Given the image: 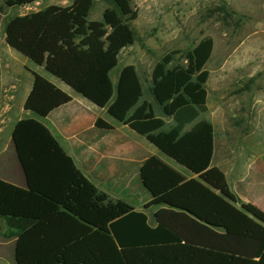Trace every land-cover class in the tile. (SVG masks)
<instances>
[{
  "label": "trees",
  "instance_id": "obj_1",
  "mask_svg": "<svg viewBox=\"0 0 264 264\" xmlns=\"http://www.w3.org/2000/svg\"><path fill=\"white\" fill-rule=\"evenodd\" d=\"M221 2L224 0H220ZM37 0H3L7 9L29 7ZM110 7L101 21H90L94 0H74L67 7L9 20L5 44L95 107L105 109L114 121L144 137L162 155L190 174L204 173L213 160L212 126L198 118L207 112L206 85L213 41L204 37L190 51H175L161 58L151 76L150 94L161 112L142 102V87L133 66L124 67L116 85L111 75L120 53L135 37L129 23L137 14L133 0H107ZM177 58V59H176ZM33 84L23 109L35 119L14 126L12 143L26 188L0 181V223L5 240L17 239L32 226L58 213L76 172L74 161L41 122L71 98L41 76ZM165 119L170 120L166 123ZM95 128L112 127L97 120ZM142 187L151 197L146 206H166L184 213L226 236L259 245L254 259L234 264H264V225L196 180H187L158 158L147 159L139 169ZM125 264H179L180 240L158 226L152 229L142 213H130L108 225Z\"/></svg>",
  "mask_w": 264,
  "mask_h": 264
},
{
  "label": "crops",
  "instance_id": "obj_2",
  "mask_svg": "<svg viewBox=\"0 0 264 264\" xmlns=\"http://www.w3.org/2000/svg\"><path fill=\"white\" fill-rule=\"evenodd\" d=\"M226 1L240 12L237 0ZM3 42L0 54L5 61L0 63V104L8 100L12 104L0 124V181L15 186L11 182L15 177L22 183L15 187L26 188L12 132L19 121L35 119L23 109L32 88V73L71 98L68 105L52 112L44 125L74 161L76 172L58 213L12 240L2 238L6 228L0 223V264H125L108 225L130 213L144 214L150 228L164 227L179 238L181 244L176 254L179 264H234L238 258H255L259 249L255 242L228 237L166 206L146 208L151 197L142 187L139 176V169L147 159L158 158L185 179L200 182L264 225V116L263 113L255 116L259 106L254 103V95L246 94L244 114L236 110L229 118L225 116L223 123L221 115L210 110L209 74L207 112L196 122L204 120L212 126L213 160L204 173L194 176L162 155L144 137L110 118L105 109L75 94L43 67L35 66L10 49L4 39ZM10 61L22 65L21 76L16 71L19 67L10 69ZM127 66L130 65L124 67ZM15 100H18L16 106ZM142 102L151 104L156 116L161 117L151 94L145 99L142 96ZM0 115L2 117L1 112ZM97 120L111 126L112 130H98L95 128ZM218 132L224 133L220 143Z\"/></svg>",
  "mask_w": 264,
  "mask_h": 264
},
{
  "label": "rangeland",
  "instance_id": "obj_3",
  "mask_svg": "<svg viewBox=\"0 0 264 264\" xmlns=\"http://www.w3.org/2000/svg\"><path fill=\"white\" fill-rule=\"evenodd\" d=\"M73 1L37 0L29 7L7 9L0 0V51L4 46V29L9 20L51 6L67 7ZM237 1L240 12L232 9L226 0H133L131 9L137 18L129 23V28L135 41L120 53L118 66L111 75L114 85L122 67L133 66L141 80L145 99L150 94L151 72L162 57L175 51H190L204 37H210L213 50L205 66L210 74V110L220 114L225 123V116L229 118L236 110L244 114L246 94L251 93L254 103L259 106L255 116L258 113L264 116V0ZM109 7L107 0H94L89 20L101 21L102 13ZM4 61L0 54V63ZM10 63V69L19 67L16 71L20 75L22 65ZM220 73L224 76L219 77ZM251 76L252 81L249 80ZM15 77L18 79V76ZM11 104L9 100L0 104V124L1 118L4 120L7 117ZM13 104L18 105V100ZM41 122L44 124V121ZM223 135L218 132V143L223 140ZM13 180L11 182L15 186H22L15 177Z\"/></svg>",
  "mask_w": 264,
  "mask_h": 264
}]
</instances>
